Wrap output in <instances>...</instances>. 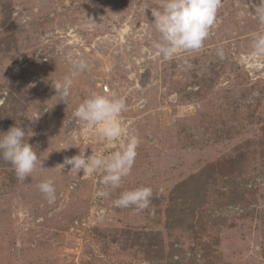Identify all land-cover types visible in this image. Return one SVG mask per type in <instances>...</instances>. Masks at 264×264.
<instances>
[{
	"label": "rangeland",
	"instance_id": "obj_1",
	"mask_svg": "<svg viewBox=\"0 0 264 264\" xmlns=\"http://www.w3.org/2000/svg\"><path fill=\"white\" fill-rule=\"evenodd\" d=\"M162 3L0 0V131L19 122L43 160L20 180L0 158V264H264L258 0H222L203 48L171 60L152 47ZM65 75L70 96L57 103L51 80ZM92 91L125 99L128 135L101 141L74 118ZM133 134L131 172L107 197L102 171L61 165L80 149L107 156ZM46 179L53 204L37 187ZM141 186L153 189L150 209L113 206Z\"/></svg>",
	"mask_w": 264,
	"mask_h": 264
},
{
	"label": "clouds",
	"instance_id": "obj_2",
	"mask_svg": "<svg viewBox=\"0 0 264 264\" xmlns=\"http://www.w3.org/2000/svg\"><path fill=\"white\" fill-rule=\"evenodd\" d=\"M221 4L222 0H163L158 9L152 10L155 30L159 33V39L152 42L157 55L171 60L180 52L203 48L204 41L216 22ZM253 11L254 17L264 25V0H258ZM252 49L255 55L264 56V30L254 36ZM219 55L222 58L223 52ZM77 67L84 70L87 64L80 61ZM72 85L73 79L69 75H65L63 79L51 80L57 103H68ZM126 108L125 99L116 91L105 94L92 91L75 109L74 118L94 129L99 140L115 142L128 135L120 119ZM29 131L26 132L19 122L7 131H0V158L13 166L16 177L20 180L31 176L37 167L43 168V160L39 159L33 146L25 139L26 136L29 137ZM138 146L139 139L133 134L119 150L107 156H86L85 151L80 149L79 154L65 157L61 165L63 168L71 166L70 170L76 172L82 171L85 176L102 171L100 183L107 190H102L97 195L107 197L121 187L122 179L131 172ZM69 147L72 146L63 149ZM37 187L49 204L55 203L57 196L53 180H43ZM153 196L151 187L141 186L120 192L112 203L114 207H133L143 211L150 209Z\"/></svg>",
	"mask_w": 264,
	"mask_h": 264
},
{
	"label": "built area",
	"instance_id": "obj_3",
	"mask_svg": "<svg viewBox=\"0 0 264 264\" xmlns=\"http://www.w3.org/2000/svg\"><path fill=\"white\" fill-rule=\"evenodd\" d=\"M105 89L108 90V86H106Z\"/></svg>",
	"mask_w": 264,
	"mask_h": 264
}]
</instances>
